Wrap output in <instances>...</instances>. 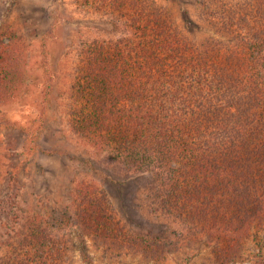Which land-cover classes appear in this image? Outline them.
<instances>
[{"label":"trees","instance_id":"1","mask_svg":"<svg viewBox=\"0 0 264 264\" xmlns=\"http://www.w3.org/2000/svg\"><path fill=\"white\" fill-rule=\"evenodd\" d=\"M73 1L120 22L125 34L78 46L67 101L70 131L126 169L147 173L151 212L206 237L227 264L264 223V0H193L204 20L230 38L199 45L153 0ZM6 36L1 98L24 83L22 47L13 33ZM44 71L45 101L53 77ZM47 107L48 101L40 116ZM74 205L71 224L81 243L83 235L153 257L175 247L130 234L96 185L80 183ZM42 222H30L6 264H61L65 240L50 237ZM80 256L91 264L85 247Z\"/></svg>","mask_w":264,"mask_h":264},{"label":"rangeland","instance_id":"2","mask_svg":"<svg viewBox=\"0 0 264 264\" xmlns=\"http://www.w3.org/2000/svg\"><path fill=\"white\" fill-rule=\"evenodd\" d=\"M153 1L169 11L194 45L208 38L230 41L204 20L193 0ZM124 31L120 22L84 11L73 0H0V40L7 43L6 35L12 33L18 38L24 71V83L14 94L0 97V264H6L10 249L36 218L43 220L50 237L65 240L61 264H85L82 247L91 264H221L206 237L151 212L154 186L147 173L126 169L114 154L93 147L69 129L67 101L78 46L95 39L115 40ZM45 68L52 72L53 82L44 101ZM46 101L48 107L40 116ZM80 183L106 192L130 234L145 241H172L175 247L153 257L100 245L83 235L81 243L71 224ZM227 264H264V223L250 231Z\"/></svg>","mask_w":264,"mask_h":264}]
</instances>
